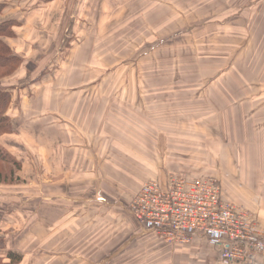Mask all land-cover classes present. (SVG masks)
<instances>
[{
    "label": "crops",
    "instance_id": "crops-1",
    "mask_svg": "<svg viewBox=\"0 0 264 264\" xmlns=\"http://www.w3.org/2000/svg\"><path fill=\"white\" fill-rule=\"evenodd\" d=\"M0 2L6 4L5 11L9 16L5 18L20 22L15 27L16 35L6 41L23 58L19 71L3 83L12 94L7 112L12 131L0 135V144L21 163L19 173L33 172L34 166L42 165L44 180L48 181L44 182L46 193L43 197H26L22 203V197L4 199L6 203L10 201L14 204L0 209V235L7 231L17 234L19 230H26L29 238L24 240L23 246L30 242L33 248H43L44 253L52 251L53 242H57L53 240L58 237L59 258L65 264L72 261L79 264V261L89 258L81 254L82 245L68 243V234L77 235L88 228L97 235L102 227L97 222L99 214L106 220L120 217L123 229L129 230L126 219L132 217L129 205L126 206L127 199L108 192L110 184L107 183L106 187L99 185V173L109 167L105 169L109 180L118 181L121 177L120 180L125 182L129 179L122 174L129 167L125 157L129 159L134 140H160L162 135L168 139L169 133L173 137L179 134L182 140H190L192 120L196 116L199 119L205 116L197 111L202 107H191L194 100L191 81L187 85L188 98L181 100L175 98L180 92L178 83H174L176 78L166 80V83L155 79L150 88L144 90L143 84L132 82L131 67L126 68L125 62L123 68L116 66V54L109 50V41L103 39L109 35L110 31L106 28L109 21L99 24L95 20V13L101 12L97 10L99 5L110 4V1ZM251 6L254 10L253 22L259 29V43L251 53L256 55L264 53V0H256ZM257 15L259 20L254 21ZM247 56L242 55L241 59L239 56L237 60H246ZM247 67L250 66L243 63V69L237 68L246 78L249 77ZM263 68L260 65V71L251 70V75L255 76L257 72L260 76L259 83L251 86V95L248 91L250 87L238 81L236 98L221 100L218 132L212 130L211 124L203 128L201 154L204 162L201 165L204 168L197 174L218 176L224 198L257 212L264 226ZM240 73L236 72L237 75ZM147 92L154 94L150 102ZM160 93H164L163 99L167 100L165 93L171 99L160 102ZM161 116L163 124L154 126L155 120L158 122ZM121 149L123 152L120 153ZM122 156V163L117 164L116 158ZM29 158H35L34 163L31 164ZM149 170H152L150 164L141 161L138 173L143 179L148 177ZM111 183L117 190L125 186L122 182L121 185ZM21 208L30 213L27 221ZM51 208H59L60 216H52ZM43 209L50 212H43ZM39 230H43V237L40 238L43 242L30 240L33 235L41 237ZM138 233V239L147 234L140 226ZM110 236L105 244H100L99 250L96 249L98 254L115 248L109 240ZM130 236L100 263L106 261L108 264L127 248L130 240L135 238L134 234ZM162 248L168 250L165 256L177 251L178 257L182 255L189 259L188 264H200L202 259L206 263L209 260L210 264L221 263V249L206 241L198 240L193 245L176 248L158 245L155 253L159 257H162L158 253L162 252ZM150 251L153 253L152 249Z\"/></svg>",
    "mask_w": 264,
    "mask_h": 264
},
{
    "label": "rangeland",
    "instance_id": "rangeland-1",
    "mask_svg": "<svg viewBox=\"0 0 264 264\" xmlns=\"http://www.w3.org/2000/svg\"><path fill=\"white\" fill-rule=\"evenodd\" d=\"M105 1H110V4L99 5L97 10L101 12L95 13V20L99 24H102L104 20L109 21L106 28L110 32L103 39L106 42L109 41L107 45L109 50L116 54V66L123 68L125 62L126 68L131 67L133 69L132 82L143 84L144 90L149 89V85L153 84L155 79L166 83V80L176 78L177 81L174 83H178L180 87L179 96L176 94V99L186 100L188 98L187 85L191 81L193 90L191 94L194 95L191 107H202L197 111L202 112L205 116L203 119L196 116V119L192 120L194 122L190 140H182L179 134L173 137L170 133L168 139L162 135L160 140H134V146L130 148L129 159L127 156L125 157L126 164L129 161V169L126 168V172L122 173L129 178L125 182L120 180L121 177L118 181L109 180L105 171L109 167H105L104 171L99 173V185L110 184L111 190L107 191L127 199L126 206H130V202L139 192L142 184L149 179L159 180L165 189L166 183L172 176H199L197 173L204 168L201 165L204 162L201 154L203 128L211 124L212 130L218 132L221 100L236 98L238 81L250 87L248 91L251 95V86L258 84L260 79L257 72L255 76L251 75V70L260 71V65L264 67V58L260 59L264 53L251 54L252 50L257 48L256 44L259 43L257 34L259 29L253 22L254 13L252 11L254 10H251L253 9L251 4H254L256 0H103V2ZM106 10L108 12H103ZM8 16V12L5 11L4 17ZM258 20L259 15L255 17L254 21ZM262 49L264 50V45ZM246 54L248 55L246 60L240 62L237 60V57L240 56L241 59V56H246ZM243 63L250 66L247 67L248 78L241 75V71L237 69H243ZM236 72L240 75H237ZM147 94L148 101H152L151 95L154 94L148 92ZM159 95L160 102L171 99L167 93H165L167 100L163 99L164 93ZM238 98L242 97L238 96ZM131 105L133 104L131 103ZM154 105L155 103L151 106ZM206 111H209L210 114L206 115ZM162 118L163 116L159 118L158 122L155 120L154 126L163 124ZM144 153L147 155L145 156ZM29 160H32V164L35 158H29ZM116 161L117 164L122 163L123 156L117 157ZM141 161H147L152 167V170L147 172L148 177L144 179L138 173ZM36 162L39 163L37 156ZM117 168L122 170L120 167ZM25 174L14 170L13 166H7L3 170L0 178V209L12 207L14 204L10 201L6 203L5 198L22 197V203L26 197L33 195L43 197L46 193L44 182L48 181L44 180L45 173L42 171V165L34 166L33 172L26 171ZM25 176L26 178H24ZM112 181L117 182V185H121L120 182H122L125 186L121 190H117L111 183ZM95 184L94 182L93 185ZM50 193L52 192L50 191ZM230 201L236 203L232 199ZM25 204L28 205L27 202ZM236 204L245 208L239 203ZM21 209L24 220L27 221L30 213L27 209ZM42 211L50 212L49 210L44 211V209ZM249 211L255 213L261 223L258 213L251 209ZM50 214L60 216L59 208H51ZM99 216L97 222L102 227L97 235H94L88 228H84L83 232H78L77 235L68 234V243L82 245L83 253L81 254L87 255L89 258L86 261H79V264H106V261L100 263L98 260L96 262L101 257L96 249L99 250L100 244H105L106 238L113 234L120 237L133 234L135 236L130 240L135 246L123 257L129 259L122 263L116 260L114 264L189 263L188 258L182 255L178 257L177 251H171L165 256L164 253L168 250L164 251L162 248V252H158L162 254V257L157 256L155 249L158 245L166 248H176L181 245L159 240L151 233H147L146 236L141 235L138 239L136 237L140 235L138 228L142 226L135 217H127L126 220L129 223V230H127L123 229L124 223L120 217L114 216L106 220L102 214ZM38 233L41 237L33 235L30 240L36 239L43 242L40 240L43 237V230H39ZM28 238L26 230H19L17 234L7 231L4 235H0V240L4 241V247H0V257L6 260L8 251L13 250L24 256V260L20 264H65L64 260L58 256L60 253L58 237L53 240L57 242H53L52 251L48 253H44L43 248L39 246L33 248L30 242L23 246L24 240H28ZM147 244L148 246H146ZM151 249L153 253L150 251ZM178 249L183 250L184 248ZM138 254L141 255L136 256ZM200 264H210V262L208 260L206 263L202 259Z\"/></svg>",
    "mask_w": 264,
    "mask_h": 264
},
{
    "label": "built area",
    "instance_id": "built-area-1",
    "mask_svg": "<svg viewBox=\"0 0 264 264\" xmlns=\"http://www.w3.org/2000/svg\"><path fill=\"white\" fill-rule=\"evenodd\" d=\"M246 208V207H245ZM223 197L216 176H172L166 188L145 181L129 211L147 233L175 245L206 241L222 264H264V226L248 208Z\"/></svg>",
    "mask_w": 264,
    "mask_h": 264
},
{
    "label": "trees",
    "instance_id": "trees-1",
    "mask_svg": "<svg viewBox=\"0 0 264 264\" xmlns=\"http://www.w3.org/2000/svg\"><path fill=\"white\" fill-rule=\"evenodd\" d=\"M6 9V4L0 2V135L8 134L12 131V124L10 117L7 112L12 102V94L9 87L4 85V81L13 75H15L23 65V58L17 55L11 48V46L6 41L7 38L14 37L16 35L15 27L20 24L16 19L3 17L4 11ZM7 166H13L14 170L19 171L22 167L21 163L15 159L3 146L0 144V178L3 174V170ZM104 186H108L107 183ZM123 237V236H121ZM118 235L110 236L109 240L114 245V249L109 251L108 254H99L101 257L96 261H103L108 255H110L114 250L118 249L121 245L125 243L128 236H124L121 239ZM131 237V236H130ZM104 246V245H103ZM135 244H130L122 252H120L115 258L111 259L108 264H114L116 260L119 262H125L129 258L125 257V254L133 247ZM0 247H4V241L0 240ZM1 249V248H0ZM133 254H135L133 252ZM138 254L136 256H139ZM143 256V255H142ZM24 260V256L20 253L9 250L7 253V259L4 260L0 257L1 264H20ZM77 261H72L70 264H76ZM119 263V264H121ZM137 264V263H134Z\"/></svg>",
    "mask_w": 264,
    "mask_h": 264
}]
</instances>
